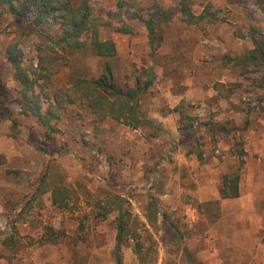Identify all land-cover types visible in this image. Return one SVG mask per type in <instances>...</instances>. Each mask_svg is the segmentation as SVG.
Listing matches in <instances>:
<instances>
[{
    "label": "rangeland",
    "instance_id": "obj_1",
    "mask_svg": "<svg viewBox=\"0 0 264 264\" xmlns=\"http://www.w3.org/2000/svg\"><path fill=\"white\" fill-rule=\"evenodd\" d=\"M191 1L196 14L209 5L218 20L208 17L198 24H187L180 13V0H90L94 11L106 16L109 11L116 13L114 26H120L118 21L122 20L132 27V33L102 27L101 38L116 42L117 55L99 57L89 45L69 54L59 62L50 91L76 76H99L105 63L111 65L119 83H132L136 71L153 65L158 78L143 97L140 109L161 128L143 125L132 129L112 118L98 122L80 104H66L60 119L53 120L58 129L51 137L47 135L49 128L36 117L21 113L22 85L14 77L7 48L18 41L23 61L37 63L44 38L57 39L62 27L58 20L49 18L29 37L20 38L13 18L0 5V86L8 95L1 93L0 104V155L4 162L0 165V264H116L119 212L102 218L104 210L97 205L110 187L124 196L128 208L139 218V233L146 246L140 260L133 241L125 245L123 264H214L219 257L234 256L214 254L218 240L211 228L222 209L221 201L213 198L216 191L219 193L222 176L240 165L239 142L243 140L247 154L241 193L225 212L240 210L250 197L258 203L255 208L264 212V178L252 157L264 133L258 121L264 118V87L252 85L260 75L254 67L243 77L241 68L224 64L223 58L245 55L254 47L253 28L264 34V10L259 0ZM158 5L175 14L158 25L157 34L163 35L164 42L152 51L149 31L135 16L150 17ZM218 81L242 86L231 97L223 98L214 88ZM48 104L46 100L45 109ZM176 106L183 115L172 111ZM248 118L250 124L244 128ZM160 119H167V127ZM205 122L225 124L231 131H212ZM190 144L193 153H188ZM200 151L203 159L198 157ZM46 170L58 173L72 188L70 207L63 210L55 206L48 192L34 201L27 222L16 219ZM148 175L150 182H146ZM159 185L165 191L159 196V207L166 216H160L157 226L152 227L145 214L149 195ZM11 226L17 228L14 247L2 243ZM50 226L58 241L44 243L42 235Z\"/></svg>",
    "mask_w": 264,
    "mask_h": 264
},
{
    "label": "trees",
    "instance_id": "obj_2",
    "mask_svg": "<svg viewBox=\"0 0 264 264\" xmlns=\"http://www.w3.org/2000/svg\"><path fill=\"white\" fill-rule=\"evenodd\" d=\"M258 3L260 8L264 10V0H259ZM0 5L4 6L7 13L13 18L12 23L17 28V35L20 38L29 37L31 31L49 18L58 20L62 27L57 39L44 38L43 44L38 48L37 63H25L23 61L18 53V41L11 43L7 48V58L13 67L14 77L22 85L19 99L21 113L36 117L40 124L48 127V137H51V132L57 131L58 128L53 120L60 119L61 110L64 109L66 104H80L87 108L98 122L112 118L132 129H139L143 125H152L157 129L161 128L160 124L144 117L140 109L143 97L153 87L158 78L153 65L143 66L139 73L136 71L132 83H119L115 78L111 65L105 63L99 76H76L68 80L66 85L56 88L53 92L50 91L53 77L58 74L60 69L59 62L65 60L69 54L73 55L80 52L85 49V46L89 45L93 53L99 57L113 58L117 55L116 42L111 38L102 39L100 32L102 27H107L121 33H132V27L122 20L118 21L121 23L120 26H114L113 20L116 19V13L109 11L107 16L97 13L94 11L90 0H0ZM180 5V13L187 24H198L208 17H214L212 21L218 20L215 17L216 14L214 15L209 10V5L200 14L193 11L191 0H180ZM174 14V10H166L158 5L155 6V10L150 17L146 18L141 14L135 16L146 25L149 31L152 51H155L164 42L163 35L157 34L158 25L170 21ZM251 39L254 47L247 54L226 55L223 61L224 64L233 63L241 68L240 74L243 77H247L252 73L253 70L251 69L254 67L260 75L258 79L254 78L252 80V85L264 87V34L254 27ZM239 86H242V83L228 85L218 81L215 83L214 88L220 97L229 98ZM1 93L7 95L3 85L0 86V104L2 103ZM46 100L49 104L45 109ZM250 110L248 113L251 112ZM172 111L178 112L180 115L184 114L181 107L178 106ZM204 124L208 125L212 131L220 130L226 133L231 131L225 124L217 126H214L212 122H205ZM249 124L250 119L248 118L244 128H247ZM190 141L192 140L190 139ZM244 144L245 142L240 140L238 151L240 165L235 171L222 176L219 188L221 199H233L240 196L241 172L245 161L244 157L247 154ZM193 152L194 150L190 144L188 153ZM203 155V151L198 153L200 159H203ZM3 163V156L0 155V165ZM150 172H153V170H150ZM146 177V182H150L149 175ZM154 183L151 188L155 187ZM48 192L51 193V200L55 206L63 210L70 207L73 196L72 188L62 180L58 173L51 174L46 170L34 185L30 197L26 200L21 211L18 212L19 218L16 219L27 222L29 220L28 214L34 207V201ZM163 194H165L163 186L159 185L158 190L152 189L149 195L145 216L152 227L157 226L160 216H163V218L166 216L165 212L162 213L159 207V196ZM97 205L104 210L101 213L102 218H106L113 211L119 212L114 251L116 264H123L122 248L131 241H133L135 254L140 260H143L146 246L142 240V235L139 233L138 225L140 221L128 208L124 196L117 193L113 187H110L105 189V198L99 200ZM53 229L52 226L46 228L42 235L44 243L58 241V236H54ZM16 234L17 228L11 226L2 241L3 245L14 247L16 245ZM184 251L188 256H192L187 249Z\"/></svg>",
    "mask_w": 264,
    "mask_h": 264
},
{
    "label": "crops",
    "instance_id": "obj_3",
    "mask_svg": "<svg viewBox=\"0 0 264 264\" xmlns=\"http://www.w3.org/2000/svg\"><path fill=\"white\" fill-rule=\"evenodd\" d=\"M166 120L160 119V123L165 127H167ZM258 121L264 128V118ZM259 143V148L252 157L259 163L257 166V168L260 167L259 175L264 178V133L259 137ZM261 197L264 199V193ZM213 199L221 201L222 209V215L211 228L212 235L218 240V245L214 247V254L219 256L226 252L234 255L229 259L219 257L214 264H264V212H262L263 209L258 211L255 208L254 204L257 201L254 197H250L246 205L244 204L240 210L235 212H225V210L230 203L237 202L239 197L221 199L216 191Z\"/></svg>",
    "mask_w": 264,
    "mask_h": 264
}]
</instances>
